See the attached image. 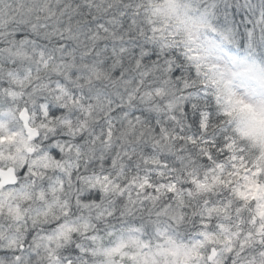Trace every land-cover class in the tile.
I'll list each match as a JSON object with an SVG mask.
<instances>
[{
	"label": "clouds",
	"instance_id": "1",
	"mask_svg": "<svg viewBox=\"0 0 264 264\" xmlns=\"http://www.w3.org/2000/svg\"><path fill=\"white\" fill-rule=\"evenodd\" d=\"M0 264H264V0H0Z\"/></svg>",
	"mask_w": 264,
	"mask_h": 264
}]
</instances>
